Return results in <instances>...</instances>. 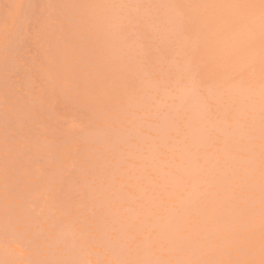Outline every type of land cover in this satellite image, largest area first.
Returning a JSON list of instances; mask_svg holds the SVG:
<instances>
[{
  "label": "rangeland",
  "instance_id": "1",
  "mask_svg": "<svg viewBox=\"0 0 264 264\" xmlns=\"http://www.w3.org/2000/svg\"><path fill=\"white\" fill-rule=\"evenodd\" d=\"M190 1L0 0V264H264V0Z\"/></svg>",
  "mask_w": 264,
  "mask_h": 264
},
{
  "label": "bare ground",
  "instance_id": "2",
  "mask_svg": "<svg viewBox=\"0 0 264 264\" xmlns=\"http://www.w3.org/2000/svg\"><path fill=\"white\" fill-rule=\"evenodd\" d=\"M193 1H195V0H193ZM198 1H199V0H198ZM190 2H192V0H191ZM190 2H189V3H190ZM196 2H197V1H196ZM201 2H202V1H201ZM2 3H5V2H2ZM198 3H199V2H198ZM198 3H196V4H198ZM192 4H193V3H192ZM196 4L194 3L195 6H196ZM198 5H199V4H198ZM200 5H201V4H200ZM200 5H199V6H200ZM201 7H202V6H201ZM195 8H196V7H195ZM1 117H2V116H1ZM6 119H7V118H6ZM0 126H1V125H0ZM2 127H3V126H2ZM2 127H1V128H2ZM7 132H8V131H6V133H7ZM6 140H9V139H6ZM3 235L5 236V233H4Z\"/></svg>",
  "mask_w": 264,
  "mask_h": 264
}]
</instances>
